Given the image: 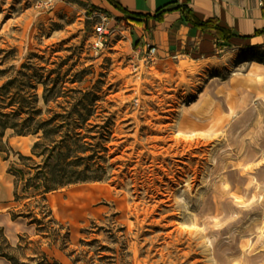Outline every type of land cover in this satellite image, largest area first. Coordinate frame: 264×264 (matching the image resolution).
I'll return each mask as SVG.
<instances>
[{
	"label": "rangeland",
	"instance_id": "obj_1",
	"mask_svg": "<svg viewBox=\"0 0 264 264\" xmlns=\"http://www.w3.org/2000/svg\"><path fill=\"white\" fill-rule=\"evenodd\" d=\"M88 4L0 0V87L21 70L50 76L69 95L49 103L64 115L72 90L101 96L77 131L94 150L88 175L100 179L51 194V217L27 200L21 209L37 221L12 253L26 264L37 253L58 264H264V47L149 59L116 23L97 48L100 18ZM34 141L7 131L9 188L7 169Z\"/></svg>",
	"mask_w": 264,
	"mask_h": 264
},
{
	"label": "trees",
	"instance_id": "obj_2",
	"mask_svg": "<svg viewBox=\"0 0 264 264\" xmlns=\"http://www.w3.org/2000/svg\"><path fill=\"white\" fill-rule=\"evenodd\" d=\"M103 11L90 7L88 11ZM196 27L220 36L221 28L214 21H207L195 25ZM225 39H228L225 38ZM32 65H23V68L31 70ZM19 76L9 79L0 87V152H7L3 139L8 130H12L18 136H34L35 141L29 154L17 152V160L13 162L8 172L14 177V202L18 203L17 211H12V218L23 217L29 224L37 221L33 210L26 212L21 208H27L29 199H37L41 214L51 217L48 202L51 194L71 185L88 182L98 177L88 175L94 165L89 162L87 153L93 151L88 148L77 132L84 129L87 122L94 116V107L101 100L98 91L84 92L72 90L77 96H73L75 104L67 112V115L54 112L49 103L57 101L64 96V92L55 84L49 87L50 76L41 80L44 76L37 73L29 74L19 71ZM44 85V91L40 96L37 92H31L36 88L33 81ZM49 80V82H48ZM56 81V80H54ZM45 107H40V102ZM61 108L63 106H60ZM66 109V108H62ZM9 110V111H7ZM47 115L46 117H44ZM60 118H66L57 123ZM74 118L71 122L68 120ZM66 129V130H65ZM100 147V146H99ZM94 173H96L94 171ZM20 235L19 242L13 246L4 229L0 227V256L8 259L11 264L20 263L16 254L12 252L25 250L23 239ZM27 238V237H26ZM42 255V256H40ZM37 264H58L56 260L50 262L49 256L37 253Z\"/></svg>",
	"mask_w": 264,
	"mask_h": 264
},
{
	"label": "crops",
	"instance_id": "obj_3",
	"mask_svg": "<svg viewBox=\"0 0 264 264\" xmlns=\"http://www.w3.org/2000/svg\"><path fill=\"white\" fill-rule=\"evenodd\" d=\"M114 18L118 28L124 26L133 34L138 51L157 46V56H213L223 51L222 44L242 49L264 47V0H86ZM214 21L222 30L220 36L206 32L196 24ZM228 39H225L227 38ZM220 49H219V48ZM1 154V152H0ZM5 161V159L3 158ZM2 168H0L1 170ZM0 174L2 172L0 171ZM9 188L0 179V227L9 242L16 246L20 235L30 233L31 224L23 217L12 218L14 177ZM3 175V174H2ZM11 189V192H10ZM0 264H10L0 256Z\"/></svg>",
	"mask_w": 264,
	"mask_h": 264
},
{
	"label": "built area",
	"instance_id": "obj_4",
	"mask_svg": "<svg viewBox=\"0 0 264 264\" xmlns=\"http://www.w3.org/2000/svg\"><path fill=\"white\" fill-rule=\"evenodd\" d=\"M34 6L40 10H51L55 8L59 0H33ZM94 16L100 18V21L96 24V47L102 48L104 46L105 37L113 30L114 18L106 15L103 11H95ZM114 31V30H113ZM157 56V46L149 45L145 52L146 58H155Z\"/></svg>",
	"mask_w": 264,
	"mask_h": 264
},
{
	"label": "bare ground",
	"instance_id": "obj_5",
	"mask_svg": "<svg viewBox=\"0 0 264 264\" xmlns=\"http://www.w3.org/2000/svg\"><path fill=\"white\" fill-rule=\"evenodd\" d=\"M236 75V73H234V76ZM256 87V89H259V85H257V86H255ZM241 91V89H236V92H234V94H236L237 95V93H239ZM207 128H208V130L210 131V129H213V126L212 127H210V126H206ZM214 127H216V126H214Z\"/></svg>",
	"mask_w": 264,
	"mask_h": 264
}]
</instances>
